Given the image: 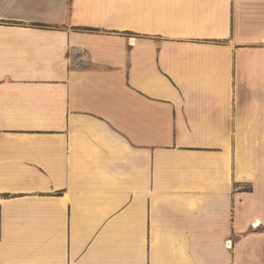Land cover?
<instances>
[{
  "label": "crops",
  "instance_id": "crops-1",
  "mask_svg": "<svg viewBox=\"0 0 264 264\" xmlns=\"http://www.w3.org/2000/svg\"><path fill=\"white\" fill-rule=\"evenodd\" d=\"M0 264H264V0H0Z\"/></svg>",
  "mask_w": 264,
  "mask_h": 264
},
{
  "label": "built area",
  "instance_id": "built-area-1",
  "mask_svg": "<svg viewBox=\"0 0 264 264\" xmlns=\"http://www.w3.org/2000/svg\"><path fill=\"white\" fill-rule=\"evenodd\" d=\"M252 226H253V227H256V224H253ZM229 247H231V244H229Z\"/></svg>",
  "mask_w": 264,
  "mask_h": 264
}]
</instances>
